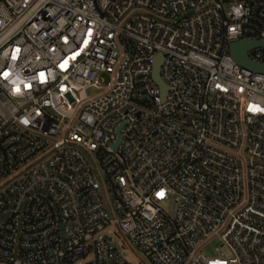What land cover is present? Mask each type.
Returning a JSON list of instances; mask_svg holds the SVG:
<instances>
[{
  "label": "built area",
  "instance_id": "1",
  "mask_svg": "<svg viewBox=\"0 0 264 264\" xmlns=\"http://www.w3.org/2000/svg\"><path fill=\"white\" fill-rule=\"evenodd\" d=\"M237 42L264 68V0H0V264H264V73Z\"/></svg>",
  "mask_w": 264,
  "mask_h": 264
},
{
  "label": "water",
  "instance_id": "2",
  "mask_svg": "<svg viewBox=\"0 0 264 264\" xmlns=\"http://www.w3.org/2000/svg\"><path fill=\"white\" fill-rule=\"evenodd\" d=\"M251 46L250 43H244V42H237V43H232L230 45V54L233 60L240 65L249 68L253 71L256 72H261L264 73V68L258 67L254 65L253 63L249 62L246 58L245 51ZM161 56L157 55V57L154 60V66H153V73L152 77L154 79V82L157 84V86L161 90V97L164 99L165 94H166V87L162 83L160 76H159V68H160V63H161Z\"/></svg>",
  "mask_w": 264,
  "mask_h": 264
},
{
  "label": "rangeland",
  "instance_id": "3",
  "mask_svg": "<svg viewBox=\"0 0 264 264\" xmlns=\"http://www.w3.org/2000/svg\"><path fill=\"white\" fill-rule=\"evenodd\" d=\"M102 93H103V91H99V90L94 89V88L87 90V94L89 95V97H95V96L100 95ZM166 209L168 212H170L172 207L170 205H168ZM112 239L116 243L120 242L113 235H112ZM218 244H219L218 240L213 238L205 246L199 247L198 251L207 257H216L217 253L215 252V248L218 246ZM120 251L122 253V256L130 264H149L147 262V260L139 252H137L133 249L129 250L125 247H121ZM138 260H140L141 263H139Z\"/></svg>",
  "mask_w": 264,
  "mask_h": 264
}]
</instances>
